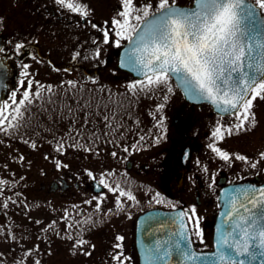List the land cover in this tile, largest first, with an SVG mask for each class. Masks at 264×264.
I'll return each instance as SVG.
<instances>
[{
    "label": "flooded vegetation",
    "instance_id": "obj_1",
    "mask_svg": "<svg viewBox=\"0 0 264 264\" xmlns=\"http://www.w3.org/2000/svg\"><path fill=\"white\" fill-rule=\"evenodd\" d=\"M252 1L255 3V0ZM158 3L159 1H152V8H155ZM262 13L264 14V11ZM52 14L55 15V12ZM82 22L85 24V19ZM3 49L2 59L8 66V81L7 88L2 93L0 105L5 101L11 104L10 97L13 91L17 92V100L22 98L25 89L20 87L19 82L20 80L26 81L28 77H22L20 73L27 70L21 69L17 72L13 64L14 62H25L32 56L31 51L34 48L26 44L21 49V54L16 55L7 49L4 41ZM36 52L38 57L44 58L40 49ZM11 53L15 55L11 56ZM80 55L81 51L74 57V62L69 63H63V61L56 63V59L46 58L52 67L51 70L56 72L55 80L42 79L39 82V85L43 86L40 89L41 98L34 99L33 104L24 113V119L20 122L22 126L18 130L9 129L7 134L0 132V141L8 145V152L17 145L36 151L44 150L50 146L51 150L45 149V153L52 154V150L56 153L76 150L80 151L83 158L88 160L93 153L100 155L98 170H95L89 163L85 164L83 174L86 179L90 178L89 172L97 171L98 173L96 178L90 183L88 182L86 186L88 190L97 195L108 196L109 188L115 189L119 185V190L130 191L135 196V200H128L126 196H116L112 200L115 202V206L109 208V213L119 215L116 225L121 231L118 232V235L123 236L124 239L117 243L126 244L125 235L132 226L134 240L131 243V249L136 252L138 264L136 224L137 219L145 212L152 209H182L190 216L188 203L195 207L196 204L200 206L202 203L215 204L216 216L211 223L214 229V223L220 211V195L223 188L242 183L256 185L263 183L264 168L261 163L264 164V157L261 155L256 160L249 151L248 153L239 149L233 150L226 141L231 137L238 136L243 131L239 133L234 131L232 135H228L225 131L222 140H215L212 137V132L218 125L227 129L239 123L235 115L219 114L209 103L193 104L188 102L172 78L167 86L153 89L151 92H143L142 98H137V95L141 94L138 92L136 102H134L135 95L129 91V85L143 78L134 77L131 73L119 69L117 66L119 51L116 62L114 61L113 64L116 65L115 71L124 75L125 81L114 84L106 81L100 82L103 77L102 71L104 74L106 73L103 67L82 66L78 62ZM58 75L61 77L59 78ZM112 75L114 74L112 73ZM43 77L47 78L46 75ZM69 81L74 82L75 86L69 85ZM100 85L103 87V91L96 89ZM49 86L51 91H47ZM169 87L172 89L171 93L167 91ZM158 90L164 91L162 95L163 97L167 95L168 100L164 101L163 97L157 96V104L154 105L155 103L149 100L152 99L151 95L154 96ZM32 91H36L35 82ZM81 97L98 100L101 111L105 103L113 108L122 105L118 108L119 119L117 121L122 126L115 131L109 129L98 116H89L87 118L89 122L85 124L84 112L76 104V101ZM153 100L155 99L153 98ZM261 101L264 99L257 98L254 101L253 113L255 116L260 111ZM161 103L165 107L162 111L157 112V106ZM67 105H71L72 111H69ZM14 107L15 105L9 108L6 114H14ZM170 115L173 116L172 119ZM161 118L163 123L158 126V121ZM12 123H16V121H12ZM4 126L7 127V123ZM157 138H160L159 142H156ZM61 139L64 141V148L62 151H57L58 142ZM25 140L28 143H25ZM33 142L36 144L35 148L31 146ZM212 143L227 152L233 160L237 155L244 156L246 159H237V164L223 160L208 147ZM126 148L128 151H125ZM113 152L116 153V156L112 155ZM159 152L162 153L164 159L162 168L160 167L162 174L160 179H155L153 173L158 172L159 174V166L153 167L152 164L156 163L153 156L158 155ZM208 159L211 161L210 164L207 162ZM253 164L255 167L252 166ZM65 165L67 167L60 165L58 173L51 174L54 178L50 183L47 181L49 176L47 171H43L44 179L40 183L41 191H46L51 195V201L55 200V195L58 196L59 193L66 194L75 187L80 188V184L75 182L76 177L80 174L75 172L70 164ZM262 170L263 174L261 175L259 172ZM101 179L109 185V188H105L100 183ZM159 182H161V186ZM187 182L190 186H187ZM157 193L160 194L159 197H157ZM157 200L160 202L158 203ZM119 209L121 210L119 211Z\"/></svg>",
    "mask_w": 264,
    "mask_h": 264
},
{
    "label": "snow or ice",
    "instance_id": "obj_2",
    "mask_svg": "<svg viewBox=\"0 0 264 264\" xmlns=\"http://www.w3.org/2000/svg\"><path fill=\"white\" fill-rule=\"evenodd\" d=\"M55 3L81 16L88 15L86 7L78 0H55ZM123 9L119 13L123 19L113 21V24L120 28L116 34L121 39L128 40L130 44L125 50L121 67L130 68L143 77L129 85V91L133 95L167 86L174 76L190 99L208 101L220 112L235 115L239 121L227 129L218 125L212 132L215 140L224 139L225 131L232 135L234 131L239 133L255 126L254 101L257 98L264 99V39L258 38L256 29L257 10L264 11V0H255L254 5L250 0H194V7L189 9L178 7L175 0H159L154 10L151 4L134 9L133 0H123ZM136 11L139 14L133 15ZM133 20L137 23H132ZM140 23L143 27L139 26ZM104 42H109L107 31L104 32ZM115 46L121 47L119 40ZM23 47V44H16L18 52ZM3 52L4 49L0 48V53ZM22 68L28 69L29 65L23 64ZM20 75L27 78L29 73L22 71ZM35 83L36 91L33 92L32 79L20 80V87L25 89L22 98L17 100V92L13 91L11 104L5 101L0 105V132L7 134L9 129L16 131L22 126L20 122L24 119V113L33 104L34 99L41 98L40 89L43 86L39 85V82ZM68 83L75 86L72 81ZM47 91H51L50 86ZM167 91L171 93L172 89L169 87ZM163 99L167 101L168 96L165 95ZM76 104L84 112L85 124L89 122V116H98L109 129L115 131L122 126L117 122L118 108L122 105L113 108L105 103L101 111L98 100L84 97L76 101ZM13 105L14 114H6ZM67 107L72 111L71 105ZM164 107L163 103L159 104L157 112L162 111ZM6 123L7 127L4 126ZM162 123L161 118L158 126ZM160 138H157L156 142H159ZM24 142L28 143L27 140ZM31 146L35 148L36 144L33 142ZM208 147L221 159H231L229 154L216 147L215 143L209 144ZM63 148L64 141L61 139L56 150L62 151ZM112 155L116 156V153L113 152ZM261 155L264 157V153ZM235 158L246 159L239 155ZM252 166L255 167V164ZM57 167H60L59 161ZM88 175L91 176L92 173L89 172ZM3 183L5 182L0 181V184ZM100 183L109 188L103 179ZM109 190L118 191L119 185ZM234 191L242 194L244 200L237 206L236 197L231 193L226 194V211L222 213L223 219L217 229L215 253L216 260L223 264H245V260L240 257L249 260L257 256L264 257V207L258 213L252 212L257 205H264V189L249 187ZM119 195L126 196L128 200L136 199L130 191L119 190ZM156 195L159 197L160 194ZM117 204L119 206V199ZM248 205L252 207L249 208ZM3 206L6 208L7 204ZM241 208L244 209L243 213ZM190 212V216L187 212L177 214L173 220L177 229L170 234L168 240L143 245L147 264H169L173 255L181 264H196L197 261L203 264V261L208 259L198 255L192 248L193 236L203 243V231L199 227L198 218L195 219V231L185 223V216L188 217L189 223L196 216L194 206ZM116 239L123 241L124 237L117 236ZM87 243V240L80 239L74 246L83 247ZM114 247L119 250L122 245L117 243ZM112 259L118 264H125L129 258L125 257L122 251H117ZM36 264H39V261Z\"/></svg>",
    "mask_w": 264,
    "mask_h": 264
},
{
    "label": "rangeland",
    "instance_id": "obj_3",
    "mask_svg": "<svg viewBox=\"0 0 264 264\" xmlns=\"http://www.w3.org/2000/svg\"><path fill=\"white\" fill-rule=\"evenodd\" d=\"M152 1L159 0H133V8L141 9ZM192 1L175 0L176 3L183 5H190ZM78 2L86 7L88 13L86 17L61 8L55 0H0V35L4 38L7 49L20 55L21 49L18 52L16 44H28L34 48L31 51V58L23 63L14 62L17 72L23 69V64H28L29 68L26 69L29 73L28 79H32L33 82H41L42 79L55 80L56 72L51 70L52 67L46 58L56 59V63L60 61L69 63L74 62V57L81 51L79 64L88 68L102 66L105 70V74L102 71L103 77L100 82L114 84L125 81L124 75L115 71L116 65L113 64L114 61L116 62L120 48L115 46L116 41L119 40L120 45L126 41L116 34L120 28L113 24L114 20L123 19L119 15L124 10L123 0H78ZM53 12L55 15L52 14ZM138 14V11L133 13V15ZM83 19L86 21L85 24L82 22ZM132 23L137 22L133 20ZM105 31L109 33L107 44L104 42ZM38 49L42 51L45 59L37 56ZM44 75L47 78L43 77ZM58 77L60 78L61 75ZM16 82L18 83V80ZM96 89L103 91L101 85ZM163 92L156 91L149 101H153L156 105L157 96L163 97ZM140 93L137 98H142L143 92ZM170 116L172 119L173 116ZM226 141L233 150L249 151L256 160L264 153V101H261L260 111L255 116V126ZM8 148V145L0 141V181L5 182L0 184V264H36L34 259L37 254L39 264H118L112 259L117 251H122L124 256L129 258L125 264H138L136 252L131 249L134 240L132 226L125 235L126 244H122L119 250L114 247L118 242L116 239L119 236L118 232L121 230L116 225L119 215L109 213V208L115 206L112 200L120 196L119 193L109 191L108 196L97 195L86 186L98 173L92 171L90 178L86 179L83 174L85 164L89 163L98 170L100 155L93 153L88 160L76 150L64 153H56L52 150V154L45 153L46 150H51L50 146L37 151L19 145L12 147L9 152ZM153 158L156 159V163L152 164L153 167L159 166V174L155 172L153 176L155 179H160L163 155L159 152ZM57 161L63 166L70 164L75 172L80 174L75 179V182L80 184V188L75 187L66 194L59 193L58 196L55 195V200L51 201V195L41 191L40 183L44 179V170L49 175L47 179L49 183L54 178L51 174L59 172ZM229 161L234 164L238 162L237 159ZM207 162L210 164V159ZM261 166L264 168L263 163ZM259 173L262 175L263 170ZM159 184L161 186V182ZM187 186H190L189 182ZM5 203L6 208L3 206ZM193 206L188 203V210ZM195 209L196 216L191 221L190 227L195 231V219L198 218L199 227L203 231V243L198 237L193 236L196 248L211 250L213 247L211 223L216 216V206L202 203L200 206L196 204ZM72 218L78 224L74 226V230L66 233V224ZM85 229L93 233L89 236L88 243L83 247L74 246L78 240H71L70 235H77ZM11 232L15 233L14 238L10 237ZM46 232L48 239L45 238ZM4 250H7L8 255L6 254V258L2 259ZM26 251L37 254L17 260V255H24ZM85 252L91 254L85 255Z\"/></svg>",
    "mask_w": 264,
    "mask_h": 264
},
{
    "label": "water",
    "instance_id": "obj_4",
    "mask_svg": "<svg viewBox=\"0 0 264 264\" xmlns=\"http://www.w3.org/2000/svg\"><path fill=\"white\" fill-rule=\"evenodd\" d=\"M250 2L254 5L251 0ZM178 7L189 9L194 7V1L191 6H182L177 5ZM140 27H143V24L140 23ZM256 29H257V35L258 38L264 39V15L262 14L261 10H257L256 15ZM3 41L0 37V48H2ZM130 47L129 41H127L122 48L120 49L119 59H118V67L121 70L130 72L134 77L137 78H143L142 76H138L136 72L132 71L130 68L127 67H121L122 58L125 54V50ZM11 56H14L13 54H10ZM2 54L0 53V102H1V96L2 92L6 90L7 88V81H8V66L4 64L2 58ZM178 86L180 90L182 91L185 99L193 104H202V103H209L205 100H197V99H190L186 94L182 87L179 86L176 77H172ZM215 111L219 114H227L220 112L216 106L211 104ZM223 107V105H222ZM97 186V185H96ZM249 187H255L257 189H264V182L261 185H256L253 183H242V184H235L230 185L221 191L220 195V211L218 213V216L216 218V221L214 223V236H213V249L210 251H199L195 248L194 243L192 245L193 250L203 257H207L208 259L203 261V264H223V262H219L216 260L215 253L217 251V236H218V227L220 225L221 220L223 219L222 213L226 211L225 203H226V194L231 193L234 197H236L237 200V206H239V203L244 200V196L242 194L236 193L234 190L236 189H244ZM259 195V194H257ZM249 208H251V205H248ZM264 207V205H257L256 208L252 209V212L258 213L260 209ZM241 213L244 212V209H240ZM184 212L182 209L178 210H163V209H155L150 210L143 215H141L138 218L137 226H136V246H137V252L139 255V264H147V261L145 259V251L143 248L144 244L154 243L155 241H165L168 240L170 237V234L177 229V225L173 222L174 218L177 216L178 213ZM185 223L188 224L187 216H185ZM240 259L245 260V264H264V257L257 256L253 260H249L246 257H240ZM169 264H181V262L178 260V258L173 255L171 261ZM187 264H191V262H187ZM196 264H201V261H197Z\"/></svg>",
    "mask_w": 264,
    "mask_h": 264
},
{
    "label": "trees",
    "instance_id": "obj_5",
    "mask_svg": "<svg viewBox=\"0 0 264 264\" xmlns=\"http://www.w3.org/2000/svg\"><path fill=\"white\" fill-rule=\"evenodd\" d=\"M78 224V222L77 221H75V219L74 218H72L70 221H68V223L66 224V228H65V232L67 233L68 231H72V230H74V226L76 227V225ZM69 225H71V227H69ZM71 229V230H70ZM86 230H87V232H86ZM81 233H83V234H81ZM14 234L15 233H13V232H11V234H10V237L12 238H14ZM93 233H91V231H88V229H85V230H81V232H78L77 233V235H75V234H71L70 235V239L72 240V239H75V240H80V239H84V240H88V239H90V235H92ZM22 235V234H21ZM45 238L46 239H48V232H46L45 233ZM3 252V255H2V259L3 258H6V254H7V250H4V251H2ZM37 253H30L29 251H26L25 253H24V255H22V254H18L17 255V260H20V258H28V257H30L31 255H36ZM8 255V254H7ZM30 255V256H29ZM37 257L34 259V261L35 262H37L38 261V257H39V255L37 254L36 255Z\"/></svg>",
    "mask_w": 264,
    "mask_h": 264
}]
</instances>
